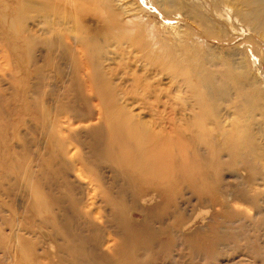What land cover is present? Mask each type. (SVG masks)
<instances>
[{"label": "rangeland", "instance_id": "obj_1", "mask_svg": "<svg viewBox=\"0 0 264 264\" xmlns=\"http://www.w3.org/2000/svg\"><path fill=\"white\" fill-rule=\"evenodd\" d=\"M216 1L183 42L141 0H0V264H264V0Z\"/></svg>", "mask_w": 264, "mask_h": 264}, {"label": "bare ground", "instance_id": "obj_2", "mask_svg": "<svg viewBox=\"0 0 264 264\" xmlns=\"http://www.w3.org/2000/svg\"><path fill=\"white\" fill-rule=\"evenodd\" d=\"M141 1H142V3L145 6L148 7L147 8L148 9L147 12L155 13V15L157 14V15L161 16V18L163 20V21H161V25L165 28V31H164L165 35H167V34L168 35H172L174 38H176L179 41H183L184 42V40H186L189 37L190 31H189V29L187 28L186 25H185L186 26L185 27L184 24H180L179 23L180 20L174 14L171 13L174 10L172 7H178L179 8V9H175L174 13H176L177 10L183 11L185 13V16L188 17V18H191V19L192 18H196V20H200L201 22L205 18L203 16L202 11H200L198 9V7L200 5H201V7L205 5V4L202 5L203 4V0H193L192 2H190L188 0H180V1H178V0H163V2L161 4V10L157 8V6L155 4L156 3L155 0H148V1L147 0H141ZM218 1H220V0H218ZM218 1H216V2H218ZM232 1L234 2L233 4H236L237 2H239V0H232ZM221 3H223V2H221ZM207 5H206V7H207ZM139 8L143 9V7L140 4H139ZM208 8L213 11V10H216L218 8V5L215 4V3H210L208 5ZM225 8H226V6H225ZM228 8H230V7H228ZM235 8L237 9V7H235ZM151 10H154V11L152 12ZM239 11L244 13V11L241 10L240 8H239ZM233 17H234V15H233ZM207 24L208 23L205 24L206 26L205 25L203 26L204 29L205 28L206 29H210L211 28V25H210L211 22H210L209 25H207ZM246 35H248V34H246ZM250 40H251V43L253 45V47H251V48L252 49L256 48V44L254 43V40L252 38L248 37V41H250ZM241 42H243V41H241ZM250 51H251V49H250ZM250 56L252 58L254 57V59H256V61H257V58L254 56L253 51L250 52ZM246 62H247V60H246ZM245 76H246V73H245ZM186 82L190 83L191 80L188 78V80H186ZM195 86L196 87L194 88V92L199 97V102H197V104H198V107H199L200 112H201L202 117H203L202 121H203V119L209 121L210 119H212V112H213L214 107H215L214 102L216 100V97H218L220 95H224V94H226L228 92V84L227 83L226 84L220 83V84L216 85V83L213 80H211V79L210 80H208V79L204 80V79L201 78V74H199L198 77H197V82H196ZM240 98H242V96H240ZM208 108H210L211 111L208 110ZM240 135H244L246 137L244 139H246L250 143V140L248 138V134L247 133L244 132V133H241ZM229 141H231V140H228V142ZM240 142H241V139H238V140H233L232 142H229V143L231 144V148H235L236 146H237V148H239L240 147V145H239ZM162 143H163V145H160L158 142H154L155 146L153 147V149H156V150L162 149V150H164L166 148V145H165L164 142H162ZM227 144L228 143H224L223 146H225V147L227 146L228 147ZM243 149L246 151V148H243ZM233 154H234V156L238 155L240 157V154H238L237 152L235 153V151L233 152ZM244 155H245L246 159H248V156L246 154H244ZM249 158L251 160L250 163H252V164L255 163L256 164V158L255 157H249Z\"/></svg>", "mask_w": 264, "mask_h": 264}]
</instances>
